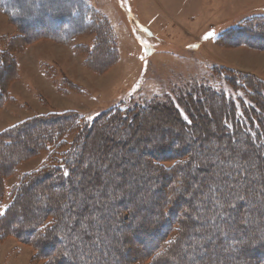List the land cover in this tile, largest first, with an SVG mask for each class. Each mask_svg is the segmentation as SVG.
I'll return each instance as SVG.
<instances>
[{
  "label": "rangeland",
  "instance_id": "rangeland-1",
  "mask_svg": "<svg viewBox=\"0 0 264 264\" xmlns=\"http://www.w3.org/2000/svg\"><path fill=\"white\" fill-rule=\"evenodd\" d=\"M101 17L107 19L108 24L112 26L115 39L117 38L115 42L110 41L107 35L98 40L100 32L96 21ZM259 18L264 19V0H0V40L6 35L14 37L20 34L22 36L19 40L23 41L22 48L13 47L12 56L3 57L5 64L0 68V84L3 90L9 92L8 99L0 106V133L25 119L55 111L78 110L88 118L121 104L131 107L147 105L153 101L162 103L168 99L177 101L179 96L185 95L183 93L191 91L194 85H213L225 91L231 98H248V93L243 88L234 91L226 78L234 70L238 79L250 75L256 81L264 82V39L255 37L264 34L263 30L259 31L258 28L255 30L258 32H254V36L248 40L242 36L235 37L236 33L244 30L246 24L251 28L252 21ZM40 33L45 34L40 37ZM37 35L39 37H36ZM34 36L36 39L33 40ZM97 40L101 41V48L107 43L117 48L119 56L102 55V58L107 59L105 63L91 66V56H101V50L89 56V50ZM1 41L2 48L7 49L6 41ZM245 42L255 47L244 44ZM78 46H81L79 50ZM12 57L16 58L17 73ZM9 77L13 78L6 84ZM212 109L214 122H217L216 109ZM170 118L173 119V116L167 114L164 109L157 108L146 112L141 118L137 117V122L129 126V129L127 127L126 132L129 137L130 132H140V135L144 136L153 130L155 135L151 136L154 139L158 138L159 133L163 134V138L170 139L178 135L173 123L169 121ZM31 134L35 137L33 130ZM94 134L92 143L101 145L103 141L106 145L107 142L112 145V141L107 138L109 136L100 135L99 130ZM19 135L22 139L26 136ZM200 135L208 139L213 135L217 136H210L208 131ZM115 140L117 137L113 141ZM27 144V141H22L13 145L14 152L11 148V151L0 153V174L6 172L10 167V160L17 156L18 152L26 151L31 146ZM213 145L212 140L205 144L206 147ZM113 151L119 157L128 158H133L137 153L136 148L123 151L112 149L111 152ZM113 159L115 158L111 155L107 159L106 170L97 168L98 174L104 179L112 178ZM48 161L49 152L46 150L18 164L14 173L3 181L1 207L9 204L13 187L26 173L37 170ZM208 161L212 160H203V166ZM173 163L168 161L165 165L171 166ZM214 164L215 168L219 167ZM142 166L143 164L140 165ZM123 167L137 169V166L127 163ZM188 172L197 174L194 169ZM118 180L119 177H115V182L108 186L106 196L121 194L115 184ZM135 180L133 176L126 177L124 189L133 185ZM46 181L37 182L29 191L23 193L15 210L9 215L10 218L19 223L25 220L31 222L37 215L50 209L48 203L53 198H60L57 190L65 186H51L47 189L44 187ZM198 185L197 181L193 182L192 190L184 194L181 205L190 203L193 191ZM164 186L168 191L170 187H174L170 182ZM209 191L207 195L213 194V188ZM263 191L264 186H260L256 194L258 202L262 200ZM150 192L140 191L134 194L135 198L130 197L131 200L124 197L126 202L118 206L126 211L137 210L141 216L136 217L134 222L126 219L123 227L111 231L112 236L131 235L139 223L152 221L154 212L150 210L155 208L158 199L152 195L153 191L151 194ZM90 194H93L92 198L89 199V204L87 203V209L82 214L76 233H81L89 223L91 224V217H94L95 213L93 206L102 201V194L104 195L100 190H90ZM71 198L75 201L73 205L64 203L60 206L74 210L87 201L82 194ZM235 198L233 194L228 200ZM258 202H253V206L244 204L235 212L251 213V220L245 223H255L259 220L264 222V206L259 207ZM193 205L197 213L192 217L200 220L201 214L207 211L205 203L198 201ZM212 205H216L215 200ZM118 206L114 207V212L120 209ZM5 208L3 207V210ZM251 208L253 211H249ZM98 222L104 223V219ZM250 225L247 224L244 231L237 233L236 237L241 239L244 235H249L254 242L262 239L264 226L255 230ZM3 226L8 227L9 224L3 223ZM203 228L205 225L202 228H192L172 260H161L157 264H225V260L231 259L232 256L229 253L232 252L229 250L230 240H225V248H215L214 244H211L205 249L203 256L198 254L200 250L197 255L189 254L195 253L193 249L199 244L198 239L192 241L191 233ZM90 231L94 235L103 232L94 225ZM138 239L140 238L132 236L124 243L121 240L116 243L114 240L112 244L109 243L111 247L104 246L102 251L98 246L87 244L79 245L77 249L87 254L101 252L105 255V261L127 264L125 258L137 252L148 251L144 244L151 239ZM62 240L55 243L57 248L65 247L69 239ZM187 243L188 248L185 247ZM122 247L120 255L110 256L113 249ZM42 249L44 250V247ZM185 252L187 256H184ZM257 258L244 255L235 261L250 264ZM44 259L37 256V249L33 244L22 242L15 236L0 242V264H45ZM149 261L150 259H146L143 264Z\"/></svg>",
  "mask_w": 264,
  "mask_h": 264
},
{
  "label": "trees",
  "instance_id": "trees-1",
  "mask_svg": "<svg viewBox=\"0 0 264 264\" xmlns=\"http://www.w3.org/2000/svg\"><path fill=\"white\" fill-rule=\"evenodd\" d=\"M108 23L103 17L97 19L96 26L100 32L98 40L101 36L107 35L110 41L115 42L117 38L115 39L112 26ZM245 27L236 33V38L242 36L248 40L254 36V32H258L255 31L258 28L264 33V19L252 21L251 28L249 24ZM44 34L40 33L39 36ZM21 36L20 34L14 37L1 36V40L6 41L8 46L7 49H3L0 45V68L5 64L3 57L12 56L13 47L16 49L23 47V41L19 40ZM255 37L264 39V34ZM1 40L0 42H3ZM98 40L89 50V56L100 50L101 56L97 58L96 55L91 56L89 60L93 63H89L91 66L97 63L104 64L107 59L102 58V55L119 56L117 48L109 46L108 43L101 48V41ZM247 43L249 42L244 44ZM249 46L255 47L252 44ZM80 48L81 46H78V50ZM12 59L17 73L16 58ZM237 77L232 70L226 80L234 91L243 88L249 99L243 96L231 98L225 91L213 85H194L191 91L176 97L177 101L168 99L162 103L153 101L147 105L131 107H124L121 104L105 113L91 116L92 119L85 118L78 110L55 111L25 119L3 130L0 133V153L11 151V148L13 151V145L22 141L23 143L27 141V145L31 146L26 151H17L18 155L10 160V167L0 174V207L3 202L1 200L3 181L14 173L18 164L46 150L49 152V161L37 170L26 173L13 187L11 200L3 214H0V242L7 237L15 236L22 242L33 244L37 249V256L45 258V264H115L112 261H105V255L101 252L87 254L79 252L77 247L87 244L98 246L102 251L104 246L111 247L109 243L112 244L114 240L116 243L120 240L124 243L132 236L139 237L140 241L150 238L151 240L144 244L148 251L137 252L138 255L129 256L124 261L127 264H143L144 260L150 259L146 264H157L161 260H172L174 253L189 236L192 228L196 226L202 228L205 225L202 230L191 233L192 241L198 239L199 244L193 249L195 253L189 254L197 255V251L200 250L198 254L203 256L205 249L211 244H214L215 248H225V240H230L229 250L232 252H228L232 256L231 259L225 260V264H240L235 260L244 255L258 257L250 264H264L263 233L262 239L255 242L249 235H244L241 239L236 237L237 233L244 231L247 224H251L255 230H260L264 222L259 220L255 223H245L251 220V213L235 212L244 204L249 203L253 206V202L257 203L258 189L264 186V82L256 81L250 75L239 79ZM11 78L13 77L6 80V84ZM7 93L9 92L3 90L0 84V106L8 99ZM213 107L216 109L217 122H214ZM157 108L164 109L167 114L173 116L169 121L173 123L178 135L165 139L163 134L159 133L158 138L154 139L151 136L155 135L154 131L150 130L148 135L144 136H141L140 132H130L129 137L127 127L129 129V126L137 122L135 121L137 117L141 118L146 112ZM32 130L35 137L31 134ZM96 130H99L100 135L109 136L107 138L112 141V145L109 142L106 145L103 141L101 145L92 143ZM206 131L210 136L213 134L217 136L213 135L208 139L200 135ZM19 134L26 136L22 139ZM115 137L117 140L113 141ZM210 140L214 145L206 147L205 144ZM131 148L137 149L133 158L119 157L114 151L111 152L112 149L123 151ZM110 155L115 158L111 164L113 175L112 178L104 179L98 174L97 168L106 170ZM208 159L212 161L206 162L203 166L202 161ZM168 161L174 162L173 165L166 166L165 162ZM125 163L137 166V169L123 167ZM214 163L219 167L215 168ZM190 169H194L197 174L189 173ZM65 172L68 174L65 175ZM128 176H133L136 180L133 185L124 189V179ZM115 177H119L115 184L121 194L106 196L105 192L108 186L115 182ZM41 180H47L44 183L47 189L51 186L64 185L65 188L57 190L60 198L51 199L47 205L50 209L37 215L31 222L25 220L19 223L10 218L9 215L15 210L23 193ZM194 181L199 185L193 191L190 203L186 206L181 205L184 194L192 190ZM167 182L174 185L169 191L164 186ZM210 188H213V194L207 195ZM151 189L154 198L158 199L155 208L150 210L154 212L152 221L143 220L144 222L135 226L131 235L112 236L111 231L123 227L126 219L134 222L136 217L141 216L137 210L121 209L119 207L121 203L127 198L128 200H131L130 197L135 198L134 194L140 191L150 192ZM90 190L103 191L104 195L102 194V201L93 206L95 213L94 217H91V224L89 223L81 233H76L82 214L93 195L90 194ZM262 193V200L258 202L259 207L264 206V191ZM81 194L87 199L82 206L74 210L63 209L60 206L64 203L73 205L75 201L71 197L77 198ZM233 194L236 198L228 200ZM214 200L215 206L212 205ZM198 201L205 203L207 208V211L201 214L200 220L192 217L197 213L193 203ZM116 206L120 209L114 212ZM249 211H253L252 208ZM102 219L104 223L98 222ZM3 223L9 226H3ZM93 225L100 228L102 234H92L90 229ZM62 238L69 240L65 247L57 248L55 243L63 241ZM185 245L188 248L189 243ZM122 251L123 247L115 248L110 256H118ZM184 256H187L186 252Z\"/></svg>",
  "mask_w": 264,
  "mask_h": 264
},
{
  "label": "snow or ice",
  "instance_id": "snow-or-ice-1",
  "mask_svg": "<svg viewBox=\"0 0 264 264\" xmlns=\"http://www.w3.org/2000/svg\"><path fill=\"white\" fill-rule=\"evenodd\" d=\"M215 33H210V35H214ZM207 38V37H206ZM88 119H92L91 116L88 117ZM68 173L65 172V175H67ZM237 196H238V193H237ZM217 203H219V201H217ZM3 207H6V206H3ZM3 207H0V214H3Z\"/></svg>",
  "mask_w": 264,
  "mask_h": 264
}]
</instances>
